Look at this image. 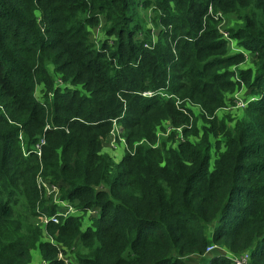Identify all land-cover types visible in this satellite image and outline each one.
Segmentation results:
<instances>
[{
  "label": "trees",
  "instance_id": "1",
  "mask_svg": "<svg viewBox=\"0 0 264 264\" xmlns=\"http://www.w3.org/2000/svg\"><path fill=\"white\" fill-rule=\"evenodd\" d=\"M39 178L76 214L43 229L59 206ZM209 245L264 264V0H0V264H185Z\"/></svg>",
  "mask_w": 264,
  "mask_h": 264
},
{
  "label": "rangeland",
  "instance_id": "2",
  "mask_svg": "<svg viewBox=\"0 0 264 264\" xmlns=\"http://www.w3.org/2000/svg\"><path fill=\"white\" fill-rule=\"evenodd\" d=\"M149 13H150V11H149ZM232 24H233V22H232L231 18L226 17L225 19H223L219 23L218 27L222 31H225ZM150 27H152L151 23H150ZM94 35L96 37H102L101 30L100 29L98 30L97 28H95ZM225 38H227V37H225ZM228 38H230V37L228 36ZM228 49H229V51H232L234 49H235L234 51L240 50V49H238V47H236V43L234 41H231V39H229V41H228ZM248 59H249V61H246L245 63L239 65L238 68L250 67V62H251L250 55L248 56ZM230 69L233 70L234 67H231ZM228 95H229V97H228L229 100L226 101V106H224L222 109H220L217 112L218 118H220V116H225L226 114H227L226 116H230L231 118H236V117L240 116L242 111L239 109L240 107H239V105H237V103L238 102H244L245 100H247L249 98V97H247L246 89L244 87H241L239 89H235L231 94H228ZM229 101H231V102H229ZM192 111L194 114L198 113V109L196 107H193ZM197 125H199V123ZM113 128H114L113 132H111V135L107 138V140L105 142L106 146H105L104 150L107 151L110 155H113V158L118 159L123 154L125 147H124V143H122V141H121L122 138L117 137V131L119 130V127H117V125H115V126H113ZM170 130L171 129L167 126L166 132L163 133L162 136L166 137L171 132ZM175 140H177L176 137H175ZM172 142H174V141H172ZM112 144L114 145V147H112ZM120 148H122V150ZM115 150L117 153L114 154ZM45 182L48 185H52V182L48 179H45ZM46 199H47L46 200L47 205L50 206L54 203L53 194L46 195ZM58 209L60 212H64L67 209V207L60 205L58 207ZM88 216H89V213L85 214L84 217L87 218ZM219 248H222V247L217 246L214 249H217L220 251ZM206 254L207 255H204L203 257L193 259V260H192V258H189L188 261H185V264H209V260L211 258L210 255H212L214 253H211V251H209V252H206ZM30 256H31V258H30L29 264H43V260L41 259L40 254L38 253L37 250H32Z\"/></svg>",
  "mask_w": 264,
  "mask_h": 264
},
{
  "label": "built area",
  "instance_id": "3",
  "mask_svg": "<svg viewBox=\"0 0 264 264\" xmlns=\"http://www.w3.org/2000/svg\"><path fill=\"white\" fill-rule=\"evenodd\" d=\"M223 37H227L226 39L229 40L228 38V35L226 32H223ZM145 94H148L150 95L151 93L150 92H145ZM241 103V104H240ZM247 101L245 100L244 102H238L237 105H239V107H244L246 105ZM115 122H113V126H115ZM114 130V128H113ZM113 132V131H112ZM122 143H124V140L121 139ZM112 147H114V145L112 144ZM39 150V148H38ZM38 183L40 184V186L44 189V194H45V197L46 195H50V194H53V197H54V204L60 206V205H63L65 207H67V209L64 211V212H60L59 209L53 213V214H42L40 216V223H41V227L44 229V227H46V225L48 223H59L60 222V219L61 218H65L67 216H70V215H74L76 214V210L72 207V206H69L67 205V202L64 201V200H61L60 198V192H59V189L56 185H54L52 183V185H48L45 180L39 178L38 179ZM89 213V215L91 214H97L96 211H88L86 212L85 214ZM49 239V238H48ZM50 241H52V239L50 238L49 239ZM217 246L216 245H209L205 251L206 252H209V251H212L214 248H216ZM220 251H222L226 256H228L232 262L234 264H249V253L248 252H244L238 256H235L231 253H229L228 251H226L224 248H219ZM57 258L62 260L63 261V264H77L75 262H73L72 260L70 259H67L63 256L62 253H58L57 255ZM43 264H47L46 262H43Z\"/></svg>",
  "mask_w": 264,
  "mask_h": 264
},
{
  "label": "crops",
  "instance_id": "4",
  "mask_svg": "<svg viewBox=\"0 0 264 264\" xmlns=\"http://www.w3.org/2000/svg\"><path fill=\"white\" fill-rule=\"evenodd\" d=\"M120 149L122 150V148H120ZM115 153H117L116 150L114 151V154H115ZM112 156H113V155H112ZM200 257H201V256H191V257H187V258H183V259H184V261H188L189 258H192V260H193V259H197V258H200ZM202 257H203V256H202Z\"/></svg>",
  "mask_w": 264,
  "mask_h": 264
}]
</instances>
